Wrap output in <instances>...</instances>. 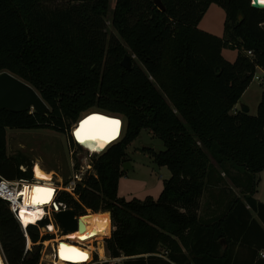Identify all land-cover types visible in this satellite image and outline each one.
I'll use <instances>...</instances> for the list:
<instances>
[{
	"label": "trees",
	"instance_id": "1",
	"mask_svg": "<svg viewBox=\"0 0 264 264\" xmlns=\"http://www.w3.org/2000/svg\"><path fill=\"white\" fill-rule=\"evenodd\" d=\"M153 1L116 0L111 11L110 0H0V73L32 86L48 106L45 116L0 112V178L33 177L25 159L9 155L8 130L65 134L84 110H106L127 119V132L94 158L96 174L74 196L56 193L57 205L90 211L82 219L87 225L90 215L109 212L115 231L106 246L113 259L126 258L121 264H264V204L253 196L264 171V92L255 116L231 113L257 67L264 70V10L251 0H161L162 12ZM212 4L225 12L222 38L198 29ZM110 15L117 40L107 35ZM227 48L238 51L233 63L222 55ZM128 53L137 59L131 70L121 65ZM142 130L163 142L165 150L152 156L171 178L157 201H126L118 196L122 165ZM215 165L246 175L248 193L204 226L198 213ZM49 223L28 227L26 252L25 232L0 198L7 263L39 264L53 239L41 233Z\"/></svg>",
	"mask_w": 264,
	"mask_h": 264
},
{
	"label": "rangeland",
	"instance_id": "2",
	"mask_svg": "<svg viewBox=\"0 0 264 264\" xmlns=\"http://www.w3.org/2000/svg\"><path fill=\"white\" fill-rule=\"evenodd\" d=\"M68 2L71 3L74 2V0H58L57 3L66 4ZM115 3L116 0H110L111 11H113ZM224 22V10L216 4H212L202 17L198 25V29L216 37L222 38L224 34ZM107 35L108 38L114 37L116 40L119 39V35L112 27L111 15L107 18ZM237 54L238 51L231 48L224 49L222 52L224 59L232 63L236 60ZM127 55L132 58V64H134V61L137 60L136 57L131 53H128ZM256 74L258 76L262 75V73L258 70L256 71ZM263 92L264 81L259 83L258 81L253 80L250 87L243 94L239 106L231 113L234 114L237 110H240V105L244 104L250 108L249 114L255 116L257 114L258 105L261 101ZM91 112H100L109 115L110 117L121 119V122H123L124 125L122 137L127 132V119L125 117L115 115L106 110H100L96 107H91L81 112L79 119ZM76 123L72 125L69 132L65 134L58 133L50 129H10L8 130V153L10 156H19L25 159L26 163L32 166V171L34 165L37 163L44 171L52 173V184L56 188V193L63 192V189L74 178V176H80L83 181L85 177L89 175H95L96 173L93 168L94 158L101 155L91 154L88 150L80 147L73 141L71 137ZM164 150V144L159 138L155 137L147 130L141 131L139 138L132 142V144L126 150V158L124 163H130L133 169L125 172L120 178L118 187L119 198H123L126 201L135 199L144 201L147 198H150L153 201L158 200L163 190L165 181L171 178V172L167 166H159L154 161L152 153H158ZM229 174L238 178L237 182H234L232 179H230ZM35 176L36 175L34 173L30 183L38 182L35 180ZM258 177L261 179L259 185H257V192L253 196L264 204V171L258 174ZM248 179L249 178H247V176L244 174H236L230 167H227L225 170L220 169L215 165V167L209 171L205 179L204 195L201 200L200 210L198 213L199 223L204 226L212 225L213 223L225 217L237 200H244V197L248 193V188L242 183L247 185L249 183ZM52 207L53 206L50 208ZM50 208H48L46 212L48 215L50 213V218H52ZM104 213L111 216L109 212ZM92 216L93 215H90L89 217V228L97 230L99 228H103L101 229L103 231V235L101 233L94 232L91 234L92 232H89L90 235L93 237L98 236V239L107 237L104 233L105 226H93ZM110 221V235L107 238H104L105 240L110 239L115 231L112 218ZM48 226L54 227V224L49 223ZM54 230H56L54 231L55 233H58L56 227H54ZM54 232H48V234L53 236V239L46 241L43 245L44 260H46L45 255L49 254V247L55 239ZM41 233L43 235L46 234L42 230ZM86 241H88V239H84L83 242ZM99 243L101 245L104 244L103 242ZM104 245L106 246V244ZM100 255L103 256L104 253L101 254L100 251ZM161 255H163L162 252ZM125 260L126 258L122 259L120 264Z\"/></svg>",
	"mask_w": 264,
	"mask_h": 264
},
{
	"label": "bare ground",
	"instance_id": "3",
	"mask_svg": "<svg viewBox=\"0 0 264 264\" xmlns=\"http://www.w3.org/2000/svg\"><path fill=\"white\" fill-rule=\"evenodd\" d=\"M262 3V2H261ZM264 4V3H263ZM90 114H101L103 116H92L89 119H87L85 122H83L80 126V129L76 132V138L80 142L83 148L88 150L91 154H102L107 150V148L118 141L120 137L122 136L123 132V122L114 120L116 119L115 117H110L109 115L102 114L99 112H91L88 113L87 115ZM119 119V118H117ZM105 121H117L119 122L118 125L116 126V132L114 137H111L107 140L103 139V135L105 134L106 129L110 128V125L105 124ZM77 129L75 127L73 129V132ZM77 133H80L78 136ZM33 171L35 173V180H37V183H30V187L24 189V204L22 205V210L20 213V219L24 226H29L30 224L32 225H37L39 221L44 220L45 216L48 215L46 212V208L48 206H51L50 204L52 203V200L54 198V195L56 193V188L52 184L53 182V174L48 173L44 171L39 164H35L33 167ZM37 189H42V190H50L51 195L47 196L46 199L43 200V202H35L36 197H41L43 198L46 194L44 192H37ZM108 216V217H107ZM85 216H83L84 218ZM81 218V224H82V231L81 233H75V234H70L68 239L71 240H77L80 242H83L84 239H90L93 238L92 235H89V232H92L93 234L95 230L97 229H90L87 224L84 223V221ZM110 221V215H107L104 212H99L97 214H94L92 216V224L94 227H102L106 226L109 224ZM103 229V228H99ZM49 230L51 232H54V227L50 226ZM55 233V232H54ZM99 240V239H98ZM62 246H65L67 249H74V248H69V245L63 244ZM59 250L61 251V247ZM75 251L79 253H83L87 259H88V254L87 252H82L80 249L75 248ZM101 254H103V249H100ZM87 259L84 260H79V259H73L76 261L85 262ZM0 264H4L3 258L0 253ZM63 264V263H59Z\"/></svg>",
	"mask_w": 264,
	"mask_h": 264
},
{
	"label": "built area",
	"instance_id": "4",
	"mask_svg": "<svg viewBox=\"0 0 264 264\" xmlns=\"http://www.w3.org/2000/svg\"><path fill=\"white\" fill-rule=\"evenodd\" d=\"M248 56L252 57L253 54L251 52H248ZM260 71L262 73L261 76H258L256 73L254 75V79L255 81H258L259 83H262L264 81V70L262 68L257 67L256 71ZM25 171V170H24ZM82 182V179L80 178V176H74V178L66 185V187L63 189L65 192H68L69 194L74 196V192L77 188V186ZM30 187V180H18V181H9L6 180L4 178H0V198L7 201L10 205V210L12 211L15 219L17 220V222L20 224V226L22 227L23 231L25 232V236H26V252L28 250H31V240L28 236L27 233V229L29 226H31L32 224H30L29 226H24V224L22 223L21 219H20V213L22 210V205L24 204V189ZM56 197V196H55ZM51 206H48L45 210H47L48 208H50ZM51 209V213H52V218H50V213L49 215H46L45 219H49L51 224H54V227H56L57 232L55 233V239L54 241L51 243L50 247H49V254L45 255L46 260L43 259V250L41 253V259H40V263L39 264H59V263H63V264H120V261L124 258H118V259H113L108 250H107V246H105L104 244H106V240L103 237L101 239L98 240V236L93 237L88 239V241L86 242H80L77 240H71L68 239L70 234H75V233H81L82 231V224L80 226V228L74 232V233H70V234H64V231L62 229V227L59 225V223L56 221L55 219V214L63 211V210H67L65 207H63L62 205H57L55 203H53V207L50 208ZM90 211H87V213ZM84 214H76V219L77 220H81V218H83V216L87 215ZM42 220V221H44ZM42 221H39V223H41ZM37 224V225H38ZM49 230V226L46 227ZM56 231V230H54ZM49 233H52L49 230ZM47 234V233H46ZM99 242H103L104 244L101 245ZM63 244L69 245V248H78L80 249L82 252H87L88 254V259L85 262H80V261H76L73 259H62L61 258V251L59 250L60 246H62ZM103 249L104 251V255L101 256L100 255V249ZM0 253L1 256L3 258L4 264H8L3 253L2 250L0 248ZM107 253V254H106ZM106 254V255H105ZM261 257L264 258V252H261Z\"/></svg>",
	"mask_w": 264,
	"mask_h": 264
},
{
	"label": "water",
	"instance_id": "5",
	"mask_svg": "<svg viewBox=\"0 0 264 264\" xmlns=\"http://www.w3.org/2000/svg\"><path fill=\"white\" fill-rule=\"evenodd\" d=\"M153 3L160 11H165V7L161 0H154ZM251 7L255 10H264V4L261 3V0H251ZM121 65L125 69L131 70L132 58L126 55ZM1 111H9L11 113H25L34 111L41 116H45L48 112V106L32 86L8 72H3L0 73V112ZM240 111L242 113L249 114L250 108L244 104H241ZM92 116L104 117V115L101 114H86L78 120L75 126L77 129L72 133L71 138L80 147H82V145L76 138V132L80 129L81 124ZM95 154L98 155V153ZM132 169L133 167L128 162H125L122 165V170L124 173ZM55 219L62 227L64 234L74 233L81 226V221L76 219V213L72 210H63L56 213ZM42 231H44V233L49 232L47 228H43ZM223 243L224 247H226V242L224 240Z\"/></svg>",
	"mask_w": 264,
	"mask_h": 264
},
{
	"label": "snow or ice",
	"instance_id": "6",
	"mask_svg": "<svg viewBox=\"0 0 264 264\" xmlns=\"http://www.w3.org/2000/svg\"><path fill=\"white\" fill-rule=\"evenodd\" d=\"M262 3H264V0H261ZM107 125H110L111 127L106 129L105 134L103 135V139L107 140L111 137H114L115 132H116V126L118 125L119 122L117 121H105L104 122ZM77 135L79 136L80 133H77ZM37 192H44L46 195L41 198V197H36L35 202L39 203V202H43L44 199L47 198V196L51 195V191L50 190H42V189H37ZM61 258L62 259H79V260H84L87 259V257L83 254V253H79L77 251H75L74 249H67L65 246L61 247Z\"/></svg>",
	"mask_w": 264,
	"mask_h": 264
},
{
	"label": "crops",
	"instance_id": "7",
	"mask_svg": "<svg viewBox=\"0 0 264 264\" xmlns=\"http://www.w3.org/2000/svg\"><path fill=\"white\" fill-rule=\"evenodd\" d=\"M239 106V104L238 105H236V107L235 108H237ZM260 178V177H259ZM261 179V178H260ZM257 192V191H256ZM255 198V197H254ZM256 199V198H255ZM259 201V200H258ZM260 202V201H259Z\"/></svg>",
	"mask_w": 264,
	"mask_h": 264
}]
</instances>
